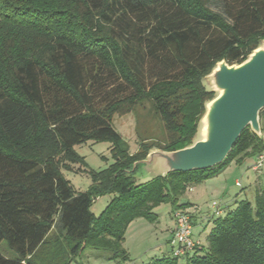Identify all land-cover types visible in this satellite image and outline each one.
<instances>
[{"label":"trees","instance_id":"obj_1","mask_svg":"<svg viewBox=\"0 0 264 264\" xmlns=\"http://www.w3.org/2000/svg\"><path fill=\"white\" fill-rule=\"evenodd\" d=\"M263 39L264 0H0V264H68L87 248L124 264L133 220L156 222L162 203L174 218L188 190L262 154L264 109L263 137L247 127L219 165L143 183L131 171L152 148L190 145L215 96L204 77ZM146 101L168 137L131 154L113 117ZM89 139L111 140L115 162L78 192L58 164ZM144 264H264V186L214 217L205 244Z\"/></svg>","mask_w":264,"mask_h":264},{"label":"rangeland","instance_id":"obj_2","mask_svg":"<svg viewBox=\"0 0 264 264\" xmlns=\"http://www.w3.org/2000/svg\"><path fill=\"white\" fill-rule=\"evenodd\" d=\"M262 124L264 126V118L262 119ZM113 127L121 134L131 154L139 150L141 143L146 138L149 139V143L157 144L162 143L168 137V131L162 121L154 114L151 104L147 101L137 104L129 113L114 115ZM112 147L113 142L111 140L95 141L89 139L75 145L74 150L78 156L62 159L58 164V168L63 176L71 182L76 191H87L94 183L95 174L109 168L115 162ZM259 155L247 157L242 164L233 161L219 175L200 183L197 187L200 186L204 189L201 190L203 195L198 201L193 200V202L198 203L199 207L189 206L186 211L192 214L198 211L204 217L213 218L219 215L217 213L219 207L215 208L212 205L213 201H216L221 206L227 200H231L234 204L236 197L238 199L248 198L254 201L257 193L255 185L247 186L245 184L249 182V178H251V181H255L258 179L257 177H261L264 174L262 173L264 163L261 172H256L253 169L254 165L259 161ZM243 169H246L249 173L245 178ZM262 179H264V176ZM240 182L245 187L239 186ZM222 185L226 188V191L220 189ZM193 194H197L195 189L188 190L182 201H187ZM112 196V194L97 196L92 205V211L95 215L99 216L101 214ZM170 210L169 204L162 203L155 208V212L160 214L159 220L156 222H151L146 218H137L131 222L124 241V247L127 249L130 259L123 261L124 264H144L150 260L149 254L151 252H154L153 255L158 254L156 253L158 250L154 249L165 247L167 232L162 230L167 229L166 222L171 220ZM208 219L205 220L204 225L195 226V235H199L201 231L206 233L210 230L212 219ZM172 239L173 236L169 240ZM171 245L176 250L179 243ZM152 247L153 249L151 250ZM2 250L8 255L14 254L12 250L7 248L5 243L2 246ZM106 256V251L87 248L68 264H119L117 261L109 260Z\"/></svg>","mask_w":264,"mask_h":264},{"label":"water","instance_id":"obj_3","mask_svg":"<svg viewBox=\"0 0 264 264\" xmlns=\"http://www.w3.org/2000/svg\"><path fill=\"white\" fill-rule=\"evenodd\" d=\"M203 82L215 96L205 104L192 143L172 151L152 148L131 168L138 170L139 183L221 164L247 127L263 137L260 113L264 109V39L241 63L218 61Z\"/></svg>","mask_w":264,"mask_h":264},{"label":"crops","instance_id":"obj_4","mask_svg":"<svg viewBox=\"0 0 264 264\" xmlns=\"http://www.w3.org/2000/svg\"><path fill=\"white\" fill-rule=\"evenodd\" d=\"M240 169V168H239ZM254 169V168H253ZM255 170V169H254ZM243 174H244V178L249 174L248 172H247V170L246 169H243ZM256 171V170H255ZM257 172V171H256ZM261 172V171H260ZM262 173H264V169H263V171H262ZM263 176H264V174L261 176V177H257L258 179L257 180H255V181H251V178H249V182H246V184L245 185H247V186H254L255 185V187H256V189H257V191H258V189L260 188V187H263L264 186V179H262L263 178ZM239 182V181H238ZM198 186V185H197ZM197 186H195V187H193L191 190H193V189H195V191L197 192V194H193L192 195V197H189L188 198V202H190V203H192L191 204V206H194V207H199V205H198V203L197 202H193V200L194 201H198L199 199H200V197L203 195V192L201 191V190H204L202 187H197ZM239 186H242V187H245L244 186V184L243 183H241L240 182V185ZM220 189L221 190H223V191H226V188L222 185L221 187H220ZM185 198V197H184ZM237 199H238V197H236L235 199H234V201L236 202L237 201ZM183 201H186V200H183ZM213 202H216V201H213ZM213 202H212V205H213ZM234 202V203H235ZM217 203V202H216ZM232 205H233V202L231 201V200H227V202L226 203H224V204H222V206L219 204V203H217V205H216V207H219L218 209H219V211H220V213H219V215H223V214H225L231 207H232ZM215 207V208H216ZM192 215V223H193V239L199 244V245H203V244H205L206 243V234L209 232H203V231H201L200 232V234L199 235H195V226H197V225H199V224H203L204 225V223H205V220L206 219H208V220H210V219H213L212 217H204L203 215H202V213H200V212H196V213H193V214H191ZM159 217H160V214H159ZM158 220H159V218H158ZM166 225H167V229L166 230H162V231H166L167 233V235H166V245H165V247H158V248H156V249H154V250H158V252H156V253H158V254H154L155 256H158V255H171L172 253H174V254H176V252H177V249L175 250L174 249V246L173 245H171V244H173L172 243V241H173V239H174V234H173V232H174V229H175V227H176V223H175V220H174V218H173V216H172V213H171V220L170 221H168V222H166ZM126 235H127V232H126ZM126 235H125V239H126ZM173 236V239L172 240H169L171 237ZM169 243V244H168ZM157 247V246H156ZM153 249V247L151 248V250ZM153 253L154 252H151L150 254H149V257L151 258V257H153L154 255H153ZM152 255V256H151ZM184 255V254H183Z\"/></svg>","mask_w":264,"mask_h":264},{"label":"built area","instance_id":"obj_5","mask_svg":"<svg viewBox=\"0 0 264 264\" xmlns=\"http://www.w3.org/2000/svg\"><path fill=\"white\" fill-rule=\"evenodd\" d=\"M263 163L264 155L262 153L259 155V161L254 165V169L257 172H260ZM216 205L217 203L214 202L213 206L216 207ZM219 212L220 211L218 210L217 213ZM173 215L176 222V228L172 243H179L177 254L183 255L187 251H192L198 243L193 239V224L190 214L186 211L176 210Z\"/></svg>","mask_w":264,"mask_h":264}]
</instances>
